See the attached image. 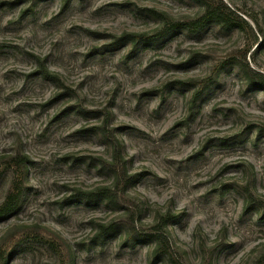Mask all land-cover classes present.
<instances>
[{
  "label": "rangeland",
  "instance_id": "rangeland-1",
  "mask_svg": "<svg viewBox=\"0 0 264 264\" xmlns=\"http://www.w3.org/2000/svg\"><path fill=\"white\" fill-rule=\"evenodd\" d=\"M221 1L241 29L173 27L202 0H0V264H169L168 216L184 264L264 256V0Z\"/></svg>",
  "mask_w": 264,
  "mask_h": 264
},
{
  "label": "trees",
  "instance_id": "trees-1",
  "mask_svg": "<svg viewBox=\"0 0 264 264\" xmlns=\"http://www.w3.org/2000/svg\"><path fill=\"white\" fill-rule=\"evenodd\" d=\"M202 2L204 3V11L202 12V14L185 22H176L173 27L180 26L187 29L188 31H198L208 23L217 22L227 29H241L243 27V24L247 23L241 16H239L233 9H231L221 0H202ZM126 36L132 39H151L154 37L153 35H148L147 33H127ZM42 66L43 71L45 72L43 73V75L45 77L49 79L55 78V73L51 72L44 65ZM249 77L253 82L252 77ZM262 79L264 80V77H262ZM255 84L264 86V81H255ZM117 144H111L113 153L112 159L108 163L109 169L114 176L113 184L111 186L103 187L100 190L101 192L97 193V195L101 194V196L107 197L111 200H115L118 198L119 192H121L125 188L131 178L127 175V172L124 168V157L121 149L119 148V145ZM12 159L14 160V166L23 167L24 159L20 158L19 156H16ZM20 188V184H18L17 182L13 183L12 189L8 192L4 201L0 204V217L8 215L16 208L20 198ZM169 217L170 216L164 218L160 224V227L154 229V232L156 233L151 234L154 235L159 242L158 247L155 250V255H167L169 264H184L181 258L177 255L176 251L171 248L167 238H165L162 233L163 226L167 223ZM101 226L102 232L106 233L112 231L116 225L114 223H111L107 226ZM132 231L135 232L136 237H140L142 235L140 233H137L135 226H132ZM255 264H264V256L258 258Z\"/></svg>",
  "mask_w": 264,
  "mask_h": 264
}]
</instances>
